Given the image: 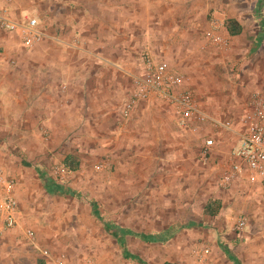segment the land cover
Returning <instances> with one entry per match:
<instances>
[{
  "label": "rangeland",
  "instance_id": "1",
  "mask_svg": "<svg viewBox=\"0 0 264 264\" xmlns=\"http://www.w3.org/2000/svg\"><path fill=\"white\" fill-rule=\"evenodd\" d=\"M11 4L12 0H1L0 8L9 11ZM28 6L30 10L14 17L35 16L45 33L39 43L52 44V50L48 45L40 49L39 43L22 47L0 29L5 71L0 80L14 75L18 84H27L28 75H34L29 61L36 59V85L43 89L45 71L59 73L57 59L77 57L71 43L83 48L79 57L92 58L107 43L109 32L112 38L129 41L110 50L109 58L122 55L115 62L130 63L116 73L125 77L127 71L138 70L145 53L164 60L188 79L205 113L228 121L230 129L205 127L203 134L212 139L213 149L203 162L199 158L203 136L176 129L177 141H171L154 118L122 120L120 105L127 94L118 99L104 89L88 102L116 99L108 103L120 119L118 128L130 130L126 139L82 150L73 135L60 140L53 130H39L38 144L27 139L26 129L21 137L12 130L0 133V164L22 204L18 227L0 231L5 239L0 252L7 256H0V264H53L59 255L67 264H197L203 249L210 264H233L229 257L237 264H264V190L242 182L223 187L219 180L228 166L243 109L254 95L264 96V0H32ZM36 10L41 16L36 17ZM214 13L240 26L237 36H229L223 21L225 50L203 38ZM21 99L23 106L12 108L24 114L27 99ZM66 154H74L78 165L61 175ZM42 178L60 190L47 193ZM210 200L217 201L218 208L207 216L203 208ZM240 218L245 219L244 226L237 231ZM104 224L140 235L174 232L154 243L125 236L123 246L136 260L121 252ZM26 229L32 232L33 244L24 237Z\"/></svg>",
  "mask_w": 264,
  "mask_h": 264
},
{
  "label": "crops",
  "instance_id": "2",
  "mask_svg": "<svg viewBox=\"0 0 264 264\" xmlns=\"http://www.w3.org/2000/svg\"><path fill=\"white\" fill-rule=\"evenodd\" d=\"M31 1L32 0H12V7L8 11L9 15L15 18L14 16L18 15L19 12L30 10L31 7L28 6V3ZM36 12L38 14L36 17L41 16L40 11L36 10ZM216 14L218 13H214V15ZM31 17L35 18V16ZM63 31H65V29ZM50 33L52 34L54 32ZM261 34H264V26L261 27ZM108 36L107 43L103 44L102 48L96 50L92 58H86L85 56L79 57L78 54H82V51H84L83 48L71 43L69 48L73 49L77 57L70 61L57 59L59 62V73L56 74L52 69L49 70L48 74L47 71H45L43 75V82L45 83L42 86L43 89H40V87L36 85V59L29 61V66L33 68L31 72H34L31 74L34 75H28L26 79L27 84H18L17 81L19 80H16L17 77L14 75H11L9 80H0V133L12 130L13 133L14 131L15 134L17 133L15 137H21V130L26 129L27 139L30 138L34 143L37 142L38 144L37 136L39 130H53L54 134L56 132L58 133L60 140H67L68 136H74L73 138L76 142V146H82V150L88 145L99 148L107 142H116L118 139H126L125 135L128 134L130 130L121 131V129L118 128L120 119L124 120V118L121 117L122 105H120L119 119L118 115L113 111L114 107H111L108 103H116V99L114 102L110 100L106 103L102 102V100L88 102V99H97L103 93L104 89L109 93L108 95H117L118 99L119 95L121 96L126 93L127 98L131 90V76L140 73V65L139 69L135 72L131 73L127 71L126 74L124 73L125 77L116 73V71L121 70V66L127 67L130 63L115 62L116 59H119L122 55L118 57V53H116L112 58H109L110 50L116 49L119 44L125 47L126 43L128 45L129 41L121 42L120 38H112L109 32ZM60 38L62 37L59 36L58 39L60 40ZM46 45L50 47L48 50L51 52L52 44H40L39 48L46 49ZM46 62L45 60L44 64L48 66ZM102 64L106 65L100 68ZM1 66H4L2 65V60L0 61V75L5 72H3ZM49 66H53V64H49ZM126 67L124 69H127ZM53 82H56V84ZM26 86L27 89L24 90ZM110 86H112L113 89H111ZM21 97H26L27 99V111L24 114H21L22 110L15 111L12 108L15 106L17 108L19 103L23 106ZM108 97L109 96H107V98ZM87 105H89L90 108ZM145 116H147L146 119L154 118L158 120L156 125L159 127L158 129H162L165 139L168 138L171 141H177L175 118L169 106L155 98H149L146 101L137 103L134 110L126 119L131 120L135 118L133 122H137L139 119L141 121L142 117ZM0 141L1 146L3 142L2 140ZM43 151L42 149V152ZM37 155L39 156V154ZM40 158L43 159L45 156ZM5 176L7 175L5 174ZM17 190L18 189H15L13 186L10 194L15 198L19 211H21L22 204ZM4 240V237H0L1 244H4ZM6 254L9 253L6 252ZM0 256L1 258L7 257L5 254L3 255L2 252H0ZM11 262V264H14L13 261Z\"/></svg>",
  "mask_w": 264,
  "mask_h": 264
},
{
  "label": "built area",
  "instance_id": "3",
  "mask_svg": "<svg viewBox=\"0 0 264 264\" xmlns=\"http://www.w3.org/2000/svg\"><path fill=\"white\" fill-rule=\"evenodd\" d=\"M223 15H212L203 32L205 41L225 50L226 40L222 36ZM0 29L10 33L25 48H29L45 37L38 21L31 16L13 18L6 9H0ZM130 94L122 103L121 117L126 119L139 102L155 98L172 110L175 127L190 136H203L199 154L205 161L213 149V142L203 132L205 127L230 129L228 121L210 117L201 108L189 88L188 79L172 70L168 63L145 53L140 59V73L130 78ZM237 138L229 153V163L220 176V185L235 182L246 183L250 187L264 190V96L254 95L248 101L238 119ZM67 170L60 166L59 173L66 175ZM13 181L9 180L0 165V231L18 227L20 211L15 198L10 194ZM244 218L237 221L235 229L241 230ZM24 237L33 244L32 232L23 231ZM208 251L203 249L197 264H210ZM53 264H67L63 255L57 256Z\"/></svg>",
  "mask_w": 264,
  "mask_h": 264
},
{
  "label": "trees",
  "instance_id": "4",
  "mask_svg": "<svg viewBox=\"0 0 264 264\" xmlns=\"http://www.w3.org/2000/svg\"><path fill=\"white\" fill-rule=\"evenodd\" d=\"M224 26H225V30L229 36H237L240 33V26L234 20H231V19L224 20ZM77 165H78V158L75 157L74 154H67L64 156V158L62 160V166L67 171H69V172L75 171L77 168ZM40 177H42L41 174H40ZM41 180H42L43 189L47 193H52V192L60 190L58 187L52 185L51 181H48V179L42 178ZM69 194H72V193L69 192ZM213 203H214V205H213V208L211 210L210 206ZM217 208H218L217 201L215 202V201L210 200L205 204V206L203 208V213H204V215H207V216L215 215ZM104 230L108 236L112 237L118 243V245L121 249V252L124 255L128 256L130 259H136V260H137V258L135 256L129 255L123 246V239L125 236L137 237L141 241H143L144 243H154V242H164L165 240L170 238L172 236V233L174 232V230L172 229V230L165 231L163 234L140 235V234H134L127 229L115 227L111 224H104ZM229 259L233 262V264H237L233 258L229 257Z\"/></svg>",
  "mask_w": 264,
  "mask_h": 264
}]
</instances>
